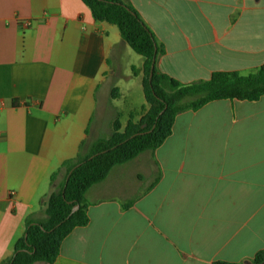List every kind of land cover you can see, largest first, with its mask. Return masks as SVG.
I'll return each instance as SVG.
<instances>
[{"label":"crops","instance_id":"crops-1","mask_svg":"<svg viewBox=\"0 0 264 264\" xmlns=\"http://www.w3.org/2000/svg\"><path fill=\"white\" fill-rule=\"evenodd\" d=\"M121 1L165 45L158 70L183 84L264 66V0ZM143 67L82 0H0V264L28 220L46 219L63 164L145 115ZM146 153L129 162L147 166L131 183H112L127 163L88 192L90 223L54 264H252L264 250V99L181 113ZM110 188L120 193L100 196Z\"/></svg>","mask_w":264,"mask_h":264},{"label":"trees","instance_id":"trees-1","mask_svg":"<svg viewBox=\"0 0 264 264\" xmlns=\"http://www.w3.org/2000/svg\"><path fill=\"white\" fill-rule=\"evenodd\" d=\"M82 1L90 8L96 21L117 26L123 41L144 58L146 113L139 121L132 116L125 129L119 120L115 121L109 139L94 142L88 155H83L82 145L80 154L63 164L65 180L47 200L46 219L41 222L28 220L27 237L17 243L14 257L1 264H54L64 241L75 229L90 223L88 192L104 182L114 168L162 147L172 136L179 114L197 112L216 101L257 102L264 99V66L249 75L215 72L209 80L183 84L158 70V60L166 55L165 45L157 40L130 3L121 0ZM133 73L138 74L136 68H133ZM115 93L118 90L113 91V98H116ZM60 171L52 175V182L56 181ZM77 206L79 209L72 214ZM214 264L244 263L218 261ZM252 264H264V250L255 256Z\"/></svg>","mask_w":264,"mask_h":264},{"label":"rangeland","instance_id":"rangeland-1","mask_svg":"<svg viewBox=\"0 0 264 264\" xmlns=\"http://www.w3.org/2000/svg\"><path fill=\"white\" fill-rule=\"evenodd\" d=\"M226 15V13H225ZM204 31V30H203ZM206 32V31H204ZM235 49L237 48L238 45H236L235 43L231 44ZM260 61V64L258 65H263L264 64V57L261 59L258 60V62ZM261 66L257 67V68H253V69H250V70H247V71H244V72H240L242 75H249L251 73H255L256 71H258L260 69ZM220 69H226V70H232V69H239V66H231V65H228V64H224L222 66L219 67ZM199 77H203L204 79H207L209 76L207 75V73H205L204 71H201V73H199ZM114 90H117V89H113L112 90V93ZM115 95L117 96L118 93H115ZM113 96V95H112ZM144 111L142 110L141 113H143ZM139 113V114H141ZM150 152V151H149ZM151 153V152H150ZM150 153H146V155L142 156L141 157V160H143L142 158L144 159H148L149 157L147 156H150ZM124 170H121L119 172L116 173V175L113 177V182L112 183H131L135 177V174L136 173H139V172H145L147 170V166H145L144 164H140V165H130L129 163ZM118 168V167H116ZM61 181L63 180V178L60 179ZM108 187V186H105V188ZM120 193V190L118 188H110L109 190H106V191H103L102 193H100V196L102 197H108V196H113V195H116Z\"/></svg>","mask_w":264,"mask_h":264},{"label":"water","instance_id":"water-1","mask_svg":"<svg viewBox=\"0 0 264 264\" xmlns=\"http://www.w3.org/2000/svg\"><path fill=\"white\" fill-rule=\"evenodd\" d=\"M152 75H153V73H151V77H152ZM78 209H79V206H77V207L73 210L72 214L75 213V211L78 210ZM25 237H27V235H25Z\"/></svg>","mask_w":264,"mask_h":264},{"label":"built area","instance_id":"built-area-1","mask_svg":"<svg viewBox=\"0 0 264 264\" xmlns=\"http://www.w3.org/2000/svg\"><path fill=\"white\" fill-rule=\"evenodd\" d=\"M29 25V23L27 22V23H25V26H28Z\"/></svg>","mask_w":264,"mask_h":264}]
</instances>
